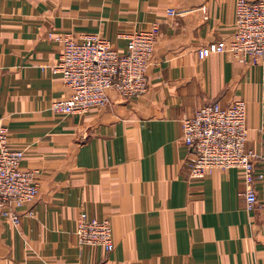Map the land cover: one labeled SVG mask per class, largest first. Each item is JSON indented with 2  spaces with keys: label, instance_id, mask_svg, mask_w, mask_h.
<instances>
[{
  "label": "crops",
  "instance_id": "obj_1",
  "mask_svg": "<svg viewBox=\"0 0 264 264\" xmlns=\"http://www.w3.org/2000/svg\"><path fill=\"white\" fill-rule=\"evenodd\" d=\"M237 0H0V123L37 171L20 223L0 216V264H264V210H248L239 168L191 179L182 119L205 103H247L248 146L264 172V77L223 53ZM175 15L169 14V9ZM160 25L149 90L86 113L56 114L70 96L56 63L59 36L98 33L119 51L126 35ZM264 203V178L256 181ZM33 210V215L30 211ZM110 219L114 248L78 244L80 213Z\"/></svg>",
  "mask_w": 264,
  "mask_h": 264
},
{
  "label": "built area",
  "instance_id": "obj_2",
  "mask_svg": "<svg viewBox=\"0 0 264 264\" xmlns=\"http://www.w3.org/2000/svg\"><path fill=\"white\" fill-rule=\"evenodd\" d=\"M173 8L170 15H175ZM160 36V25L126 35L124 51L116 49L110 40L98 33H85L80 39L65 34L59 36L63 50L59 60L44 65L61 73L71 94L52 103L56 114L86 113L91 108H103L110 103L109 90L125 98H138L149 90L148 71ZM223 53L237 62L247 64L257 60L263 66L264 77V0H237L235 28L230 41L211 42L198 49L201 59ZM247 103L239 98L228 105L208 102L194 114L182 119L183 141L189 148L186 161L191 179H203L215 169L239 168L244 172L248 188L244 193L248 210L262 209L256 181L264 172L256 170L260 158L248 146ZM9 129L0 123V216L13 224L20 223L18 208L33 203L38 195L37 171L20 166L23 149L9 144ZM33 215V210L30 211ZM80 246H100L106 252L114 248L110 219H90L80 213L76 230ZM255 264H262L257 262Z\"/></svg>",
  "mask_w": 264,
  "mask_h": 264
}]
</instances>
